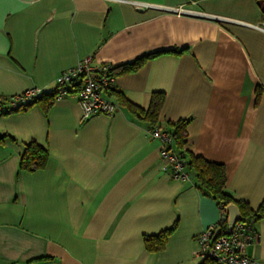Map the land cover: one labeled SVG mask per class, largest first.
I'll return each mask as SVG.
<instances>
[{"label": "crops", "instance_id": "crops-1", "mask_svg": "<svg viewBox=\"0 0 264 264\" xmlns=\"http://www.w3.org/2000/svg\"><path fill=\"white\" fill-rule=\"evenodd\" d=\"M174 50L181 52H175ZM164 51L114 78V117L82 120L77 92L0 114V264H202L199 235L218 224V201L162 169L150 123L189 119L195 156L225 166L226 189L256 211L264 202V0H0V96L56 89L86 57L119 65ZM77 89V88H76ZM30 142L44 168H21ZM260 239L247 248L264 264ZM164 247L147 236L169 231Z\"/></svg>", "mask_w": 264, "mask_h": 264}, {"label": "built area", "instance_id": "built-area-1", "mask_svg": "<svg viewBox=\"0 0 264 264\" xmlns=\"http://www.w3.org/2000/svg\"><path fill=\"white\" fill-rule=\"evenodd\" d=\"M108 67L106 64L94 65L91 57L84 58L75 67L65 70L57 77L56 99L70 94L67 86L79 80L82 86L77 95L83 109L82 120L99 114L114 117L118 106L103 95L104 89L114 82V77L106 72ZM42 92L41 88H32L17 95L0 96V113L32 104ZM149 135L162 143L160 157L163 171L174 180L190 182L192 173L187 169L186 152L174 149L172 134L162 127H154L149 128ZM223 220L224 213L218 224L209 226L199 235V257L216 264H257L248 256L247 248L259 241L258 231L242 219L235 224L231 233H225L220 227Z\"/></svg>", "mask_w": 264, "mask_h": 264}, {"label": "trees", "instance_id": "trees-1", "mask_svg": "<svg viewBox=\"0 0 264 264\" xmlns=\"http://www.w3.org/2000/svg\"><path fill=\"white\" fill-rule=\"evenodd\" d=\"M175 52H181L174 50ZM164 51H154L145 53L140 55L136 59L132 61H128L125 63H121L119 65L113 66L108 65L107 74L113 76L114 78L118 75L134 72L138 70L146 61L152 59ZM82 82L77 80L70 83L67 86V91L71 93H75L81 89ZM77 88V89H76ZM104 91H113L112 84L104 89ZM58 93V87L52 92H42L41 95L37 96L32 104H26L18 109H14L12 111L2 112L0 114H10L13 112H17L20 110L27 109L28 107L38 103L42 99H47L52 102L56 99V95ZM164 101V95L161 93H155L153 97L152 106L149 110L145 111L130 101H128L125 97L120 96V102L122 105L128 106L142 120H146L150 123L149 128L154 127H162L159 124V112L161 106ZM189 123V119H181L175 123H169V128H164L168 130L174 139V149L176 151H185L186 152V165L187 169L190 172L195 173L199 188L204 191L206 194L212 196L218 201V204L222 208L224 213V220L220 223L221 230L225 232L228 229V215L225 212V208L227 205L234 203L236 204L241 212L242 218L245 222L253 225V220L264 218V202L260 206V208L256 211L249 208V206L239 200H236L233 196H231L227 189V173L224 165L208 161L204 159L202 156H195L190 153L187 149H185V145L187 143V125ZM1 140V138H0ZM48 161V150L47 148L41 146L37 142H30L26 145L24 153L22 154L21 159V168L28 171H36L42 169L46 166ZM254 227V226H253ZM169 231H164L158 235L147 236L146 245L149 250L158 251L164 247V244L167 240ZM202 264H216L213 261L205 260Z\"/></svg>", "mask_w": 264, "mask_h": 264}, {"label": "water", "instance_id": "water-1", "mask_svg": "<svg viewBox=\"0 0 264 264\" xmlns=\"http://www.w3.org/2000/svg\"><path fill=\"white\" fill-rule=\"evenodd\" d=\"M225 212L228 215V229L225 231V233H231L235 224L238 221H241L243 218L239 207L234 203L227 205L225 208ZM218 232H221V230H219Z\"/></svg>", "mask_w": 264, "mask_h": 264}]
</instances>
